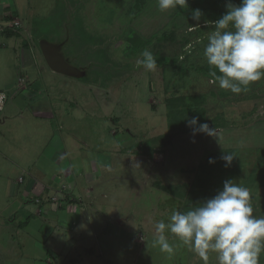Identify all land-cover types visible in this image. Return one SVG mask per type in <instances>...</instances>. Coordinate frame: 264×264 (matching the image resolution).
<instances>
[{
  "label": "rangeland",
  "instance_id": "obj_1",
  "mask_svg": "<svg viewBox=\"0 0 264 264\" xmlns=\"http://www.w3.org/2000/svg\"><path fill=\"white\" fill-rule=\"evenodd\" d=\"M15 1L23 27L15 39L33 46L16 51L14 74L52 96L55 121L33 119L43 132L23 139L19 119L1 131L0 264H205L171 233L174 252H162L154 222L194 209L227 179L248 188L253 215L264 216V78L234 94L200 71L209 66L210 22L240 0H187L166 11L157 0ZM40 41L63 42L84 77L52 74ZM144 49L155 71L136 66ZM194 116L216 135L193 136ZM28 180L44 190L25 191ZM207 264H219L217 253Z\"/></svg>",
  "mask_w": 264,
  "mask_h": 264
},
{
  "label": "clouds",
  "instance_id": "obj_2",
  "mask_svg": "<svg viewBox=\"0 0 264 264\" xmlns=\"http://www.w3.org/2000/svg\"><path fill=\"white\" fill-rule=\"evenodd\" d=\"M187 0H157L161 11L183 7ZM202 12L192 11V19L199 21ZM214 30L207 36L203 56L215 70L209 75L221 89L239 94L247 86L264 78V0H240V4H227V11L214 22ZM231 26V28H229ZM196 26H192L194 30ZM136 66L155 71L157 60L149 49H144ZM219 75L217 74V71ZM192 135L204 133L215 136L216 129L199 123L198 117L187 121ZM225 166L233 156H222ZM215 161L211 158L209 163ZM154 245L162 252L173 253L166 233H171L183 244L190 246L205 264L209 252L217 253L219 264H259L264 251V216L253 215L249 189L232 179L223 182L216 195L204 200L187 212L173 210L168 222H154Z\"/></svg>",
  "mask_w": 264,
  "mask_h": 264
},
{
  "label": "crops",
  "instance_id": "obj_3",
  "mask_svg": "<svg viewBox=\"0 0 264 264\" xmlns=\"http://www.w3.org/2000/svg\"><path fill=\"white\" fill-rule=\"evenodd\" d=\"M15 2H16L15 0H0V20L6 19L4 16L9 14H12L14 18L18 19L17 11L15 8L16 6ZM92 2L93 1L91 0H86V1L83 0L81 1L80 4L87 5V4H92ZM19 32L6 31L4 33H0V38L2 41V42L0 41V92H4L7 95V101L4 111L0 115V134L3 136V133L1 131L5 130L3 128L8 126L7 125L8 121L11 122L13 121L12 119H15L14 121H16V119H19L23 124L22 126H24L19 132L20 138L23 139L27 135L28 137L31 136L32 133H39L40 131L43 132L41 126L36 127L34 125L33 119L37 118L41 120L47 119L50 121H55V116L50 108L52 103L51 100L52 96L48 95L47 93H45L44 95L41 89H39L41 87H38L37 84L38 82L37 81L33 82L34 80L31 81V79L28 78L26 73H20L19 70L18 71L16 70V75L14 74L16 67L14 61L16 51L20 52L19 49H21L20 53H24V49L32 48L33 46L32 42H30L29 40L26 39L16 40L15 37H20L21 33ZM13 44L18 48V50L15 47L11 46ZM10 53H11V57L9 56ZM1 55H6L7 57V60L5 62V65H3V67L1 63L2 61H4V58L1 57ZM9 62L12 63V65H9ZM21 66L23 67L26 66L24 59H22L21 61ZM8 69H9L8 72L6 73L3 72L4 70L6 71ZM51 73L56 74L53 73L52 71ZM57 75H59L60 78L66 77L60 74ZM40 85L46 86L47 84L46 82L45 83L41 82ZM11 113H13L14 115L11 116ZM15 126H17V124ZM45 131L46 130H44V132ZM11 137L14 136L11 135ZM3 147L4 146H1L0 143V158L7 160L8 155H5L6 153L4 152L6 148L4 149ZM56 150L57 149H54V156L52 157L53 158L52 161L54 163L56 162V157H61L60 153H57L58 155L56 154ZM45 172L48 173L49 171H45ZM21 181L22 180L20 179L19 182ZM23 183H24V179H23ZM35 183L36 182L33 183L30 180H28V182L25 184V188H24L25 191H27L29 188H32L31 192L34 194H38L39 192H42L44 190L37 187Z\"/></svg>",
  "mask_w": 264,
  "mask_h": 264
},
{
  "label": "water",
  "instance_id": "obj_4",
  "mask_svg": "<svg viewBox=\"0 0 264 264\" xmlns=\"http://www.w3.org/2000/svg\"><path fill=\"white\" fill-rule=\"evenodd\" d=\"M63 42L47 43L45 41L39 42V47L47 67L56 74L66 77L83 78L84 72L79 68L73 67L67 56L61 53V46Z\"/></svg>",
  "mask_w": 264,
  "mask_h": 264
},
{
  "label": "built area",
  "instance_id": "obj_5",
  "mask_svg": "<svg viewBox=\"0 0 264 264\" xmlns=\"http://www.w3.org/2000/svg\"><path fill=\"white\" fill-rule=\"evenodd\" d=\"M6 19L0 20V33L6 31L19 32L22 28L20 21L13 17L12 14L4 16ZM7 101V95L4 92H0V115L4 111Z\"/></svg>",
  "mask_w": 264,
  "mask_h": 264
},
{
  "label": "trees",
  "instance_id": "obj_6",
  "mask_svg": "<svg viewBox=\"0 0 264 264\" xmlns=\"http://www.w3.org/2000/svg\"><path fill=\"white\" fill-rule=\"evenodd\" d=\"M212 70H215V69L210 68V66H206L205 68H203V70H200V71L203 72V73H209V72L212 71ZM216 71H217V74L219 75L218 70H216ZM191 100H193V98H191L190 101H191ZM198 181H199V180H198ZM165 190L168 191L169 193H172V194L174 193L175 196H178V195H176L175 190H174L173 192H172V190H170V189H168V188H165ZM71 203L76 204V202L74 201V199H72Z\"/></svg>",
  "mask_w": 264,
  "mask_h": 264
}]
</instances>
